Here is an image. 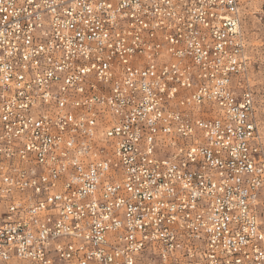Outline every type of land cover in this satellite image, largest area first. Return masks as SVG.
Segmentation results:
<instances>
[{
    "label": "built area",
    "instance_id": "1",
    "mask_svg": "<svg viewBox=\"0 0 264 264\" xmlns=\"http://www.w3.org/2000/svg\"><path fill=\"white\" fill-rule=\"evenodd\" d=\"M248 2L0 0V264H264Z\"/></svg>",
    "mask_w": 264,
    "mask_h": 264
},
{
    "label": "rangeland",
    "instance_id": "2",
    "mask_svg": "<svg viewBox=\"0 0 264 264\" xmlns=\"http://www.w3.org/2000/svg\"><path fill=\"white\" fill-rule=\"evenodd\" d=\"M255 2V3H254ZM247 26L251 43L255 49L256 66L252 75L253 90L257 102V113L264 133V0L248 2ZM261 221L264 227V190L261 194Z\"/></svg>",
    "mask_w": 264,
    "mask_h": 264
},
{
    "label": "snow or ice",
    "instance_id": "3",
    "mask_svg": "<svg viewBox=\"0 0 264 264\" xmlns=\"http://www.w3.org/2000/svg\"><path fill=\"white\" fill-rule=\"evenodd\" d=\"M84 71H88V69L85 68Z\"/></svg>",
    "mask_w": 264,
    "mask_h": 264
},
{
    "label": "bare ground",
    "instance_id": "4",
    "mask_svg": "<svg viewBox=\"0 0 264 264\" xmlns=\"http://www.w3.org/2000/svg\"><path fill=\"white\" fill-rule=\"evenodd\" d=\"M255 3V2H254ZM256 53V52H255ZM261 126V125H260Z\"/></svg>",
    "mask_w": 264,
    "mask_h": 264
}]
</instances>
